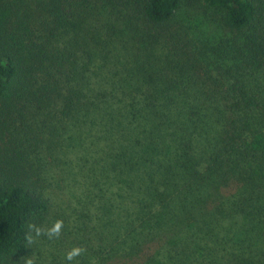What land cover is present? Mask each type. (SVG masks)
Returning <instances> with one entry per match:
<instances>
[{"label": "trees", "instance_id": "obj_1", "mask_svg": "<svg viewBox=\"0 0 264 264\" xmlns=\"http://www.w3.org/2000/svg\"><path fill=\"white\" fill-rule=\"evenodd\" d=\"M0 264H264V0H0Z\"/></svg>", "mask_w": 264, "mask_h": 264}, {"label": "clouds", "instance_id": "obj_2", "mask_svg": "<svg viewBox=\"0 0 264 264\" xmlns=\"http://www.w3.org/2000/svg\"><path fill=\"white\" fill-rule=\"evenodd\" d=\"M68 258L71 259L72 258L71 255Z\"/></svg>", "mask_w": 264, "mask_h": 264}]
</instances>
